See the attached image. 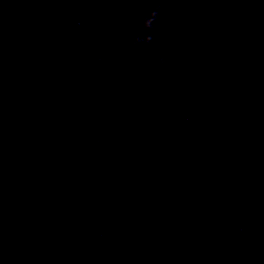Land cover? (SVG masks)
Here are the masks:
<instances>
[{
  "label": "water",
  "instance_id": "water-1",
  "mask_svg": "<svg viewBox=\"0 0 264 264\" xmlns=\"http://www.w3.org/2000/svg\"><path fill=\"white\" fill-rule=\"evenodd\" d=\"M0 264H264V0H0Z\"/></svg>",
  "mask_w": 264,
  "mask_h": 264
}]
</instances>
